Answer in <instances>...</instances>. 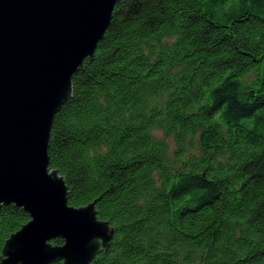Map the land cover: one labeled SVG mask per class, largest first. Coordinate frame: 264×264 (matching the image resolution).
<instances>
[{
	"label": "trees",
	"instance_id": "1",
	"mask_svg": "<svg viewBox=\"0 0 264 264\" xmlns=\"http://www.w3.org/2000/svg\"><path fill=\"white\" fill-rule=\"evenodd\" d=\"M47 156L112 230L90 264H264V0H117Z\"/></svg>",
	"mask_w": 264,
	"mask_h": 264
},
{
	"label": "water",
	"instance_id": "2",
	"mask_svg": "<svg viewBox=\"0 0 264 264\" xmlns=\"http://www.w3.org/2000/svg\"><path fill=\"white\" fill-rule=\"evenodd\" d=\"M117 0H0V207L30 220L12 233L0 264H90L111 238L94 204L67 203L47 156L52 119L71 77L104 34ZM61 237L63 243L50 240Z\"/></svg>",
	"mask_w": 264,
	"mask_h": 264
},
{
	"label": "rangeland",
	"instance_id": "3",
	"mask_svg": "<svg viewBox=\"0 0 264 264\" xmlns=\"http://www.w3.org/2000/svg\"><path fill=\"white\" fill-rule=\"evenodd\" d=\"M171 147H173V143H171Z\"/></svg>",
	"mask_w": 264,
	"mask_h": 264
}]
</instances>
